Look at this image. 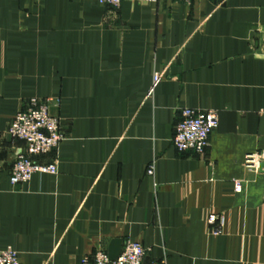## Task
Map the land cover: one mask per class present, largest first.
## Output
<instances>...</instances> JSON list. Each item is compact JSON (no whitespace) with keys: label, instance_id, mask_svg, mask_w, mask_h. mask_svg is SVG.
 Listing matches in <instances>:
<instances>
[{"label":"crops","instance_id":"obj_1","mask_svg":"<svg viewBox=\"0 0 264 264\" xmlns=\"http://www.w3.org/2000/svg\"><path fill=\"white\" fill-rule=\"evenodd\" d=\"M32 98L57 101L65 139L37 161L58 174L12 186L6 130ZM185 108L217 114L201 155L172 145ZM113 240L144 264H264V0H0V250L80 264Z\"/></svg>","mask_w":264,"mask_h":264},{"label":"built area","instance_id":"obj_2","mask_svg":"<svg viewBox=\"0 0 264 264\" xmlns=\"http://www.w3.org/2000/svg\"><path fill=\"white\" fill-rule=\"evenodd\" d=\"M122 0H98V3L109 12L118 10ZM137 3L156 4L159 0H129ZM176 2L189 3L190 0H175ZM160 81V74L155 73L152 78L153 88ZM57 101L52 99L38 100L32 98L26 102L24 108L19 110L12 118L7 127L6 134L12 141L22 142L25 151L16 155L9 182L12 186L27 184L35 174L52 175L58 174L56 163L43 164L38 158L46 156L57 149L64 141L65 135L61 130L60 120L49 113V108ZM218 127L217 114L212 110L197 111L189 108L179 112V119L174 126L172 145L178 155L190 153L201 155L205 152L210 135ZM244 166L247 170L258 172L261 163L255 154H246ZM155 173L154 162L146 167V177L153 180ZM153 187L157 185L153 182ZM233 191L241 192L239 182L234 183ZM222 215H209L207 224L213 236L222 233L224 227ZM147 250L139 243L127 241L123 245L117 259L110 260L103 250L94 252L91 259L84 257L80 264H144L143 259ZM0 264H22L18 253L11 248L0 250ZM147 264H166L164 259L151 261Z\"/></svg>","mask_w":264,"mask_h":264},{"label":"water","instance_id":"obj_3","mask_svg":"<svg viewBox=\"0 0 264 264\" xmlns=\"http://www.w3.org/2000/svg\"><path fill=\"white\" fill-rule=\"evenodd\" d=\"M121 247H122V242L120 240H113L108 247V251H107L108 258L110 260L117 259L118 256L120 255L122 249Z\"/></svg>","mask_w":264,"mask_h":264}]
</instances>
